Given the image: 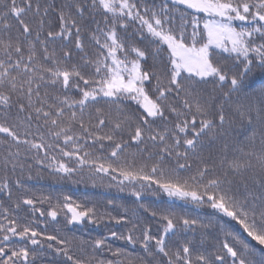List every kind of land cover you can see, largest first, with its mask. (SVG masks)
Masks as SVG:
<instances>
[{
  "label": "snow or ice",
  "instance_id": "snow-or-ice-1",
  "mask_svg": "<svg viewBox=\"0 0 264 264\" xmlns=\"http://www.w3.org/2000/svg\"><path fill=\"white\" fill-rule=\"evenodd\" d=\"M256 73L264 0H0V264H264ZM34 168L86 170L137 202L151 191L207 206L255 244L222 224L209 231L211 218L143 203L109 217L132 223L126 235L49 234L35 214L51 197L28 194ZM141 210L155 231L141 227ZM61 212L66 225L103 219L69 196L47 217Z\"/></svg>",
  "mask_w": 264,
  "mask_h": 264
},
{
  "label": "trees",
  "instance_id": "trees-1",
  "mask_svg": "<svg viewBox=\"0 0 264 264\" xmlns=\"http://www.w3.org/2000/svg\"><path fill=\"white\" fill-rule=\"evenodd\" d=\"M253 79L257 81L255 85L257 87L260 82H264V76L260 73H256ZM31 175L33 179L26 181L29 195L35 196L38 199H42L45 196L51 197V205L56 204L58 201L63 202V197L69 196L76 203L95 207L99 213L103 214V219H100L97 223H88L85 220L79 225H66L63 212L58 216L59 222L52 221L50 217H47V211L51 205L47 202L43 204L38 203L36 206L45 212L43 217L39 213L35 214L38 227L49 234H55L57 230H61L60 234H63L64 231L70 230L69 234L82 236L85 239L106 237L109 236L111 231L126 235L132 229V223L122 222L117 224L114 220H110L109 217L125 214L131 217L132 210L138 208V203H143L151 209L172 210L177 213L202 218L205 222L211 218L216 221L217 227L209 231L218 233V226L222 224L234 233H239L242 238L248 240L250 243L255 244L254 241H251L247 237L246 233H243V230L234 221H231L229 218L213 216V210L207 206H197L179 199L169 198L162 193L153 195L151 191L143 192L142 200L137 202L136 198L131 194V189L126 188L124 191H120L119 187H109V180L107 178L103 182L95 179L94 183L93 178L88 175L86 170L83 173H77L69 178L63 175L50 174L46 168H34ZM109 201H112V204H109ZM25 208L28 214L27 218L30 219V210H27V206ZM64 211L66 212V210ZM22 215H25V213H22ZM140 215L143 219L141 227L151 225L153 231L159 227L156 221L147 213H143L141 210ZM110 243L113 249L131 248V245H126L125 241L110 240ZM48 259V257L44 258V264H47Z\"/></svg>",
  "mask_w": 264,
  "mask_h": 264
},
{
  "label": "water",
  "instance_id": "water-1",
  "mask_svg": "<svg viewBox=\"0 0 264 264\" xmlns=\"http://www.w3.org/2000/svg\"><path fill=\"white\" fill-rule=\"evenodd\" d=\"M74 225H79V224H74Z\"/></svg>",
  "mask_w": 264,
  "mask_h": 264
}]
</instances>
